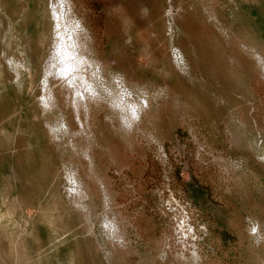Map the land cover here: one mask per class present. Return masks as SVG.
<instances>
[{
  "label": "rangeland",
  "instance_id": "374dc122",
  "mask_svg": "<svg viewBox=\"0 0 264 264\" xmlns=\"http://www.w3.org/2000/svg\"><path fill=\"white\" fill-rule=\"evenodd\" d=\"M71 5L83 109L39 99L64 0H0L6 264H264V0Z\"/></svg>",
  "mask_w": 264,
  "mask_h": 264
},
{
  "label": "bare ground",
  "instance_id": "6f19581e",
  "mask_svg": "<svg viewBox=\"0 0 264 264\" xmlns=\"http://www.w3.org/2000/svg\"><path fill=\"white\" fill-rule=\"evenodd\" d=\"M64 2L66 4L67 9H65L66 7H63L64 9L61 8L60 11H59L58 7H56V8L53 7V9H51V18L56 21V26H57L56 28L58 29V30L56 29L57 32L55 33L57 36V40H56V43L54 44V49H53L51 55L48 57V59L44 63V71H45V77L44 78H45V80L43 81V85L40 87L41 92L39 91V93H40L39 99H40V103H43L46 107H48V106L50 107L51 103L52 104L56 103L57 95L54 96L51 87L54 86L55 84L57 85V83H58V84H60L59 87L62 88L61 91L63 93H66L65 96L66 95H70V96L73 95L74 106L77 107V105H79V107H81V108L82 107L87 108V105L90 104V102L92 103V101H90V102L88 101L89 102L88 103L87 99H91V100L95 99V97L93 95H91V93L95 89V88L92 89L93 84H95V83H93L94 81L91 82V80L88 78V76L91 77L90 74L88 73L89 69H91V66H89L90 63H88V61H86V58L88 59V57H85V56L89 55L88 52L90 53V50L93 47L94 38H93L92 33L83 25V23L81 21H78L77 18L74 17L75 15H73V7L71 5V0H64ZM62 12L65 15L63 18L64 22H63V24H60L61 21H60L59 17L62 16L61 15ZM258 61L261 64L262 59L258 57ZM93 64H91V65H93ZM97 64H95L93 66L94 69H97ZM95 66H96V68H95ZM92 73H91V75H92ZM92 80H94V79H92ZM126 95H127V93H126ZM111 96H112V94H111ZM120 96H122V95H120ZM98 97H99V95H98ZM71 98L72 97H70V99ZM96 98H97V96H96ZM65 100H66V98H65ZM73 101H71V102H73ZM71 102L69 105H71ZM108 102H110V101L108 100ZM114 104H115V102H114ZM131 106H132V104H131ZM118 107H119V105H118ZM118 107L114 106L115 109H117ZM129 109H132V108H129ZM132 110L133 111L135 110V106H134V109H132ZM141 110H142V107L141 108L138 107L137 110L134 111L133 118L137 117ZM75 111L77 114L78 110H74V112ZM80 111L82 112L83 110H80ZM133 111H131V112L133 113ZM72 112H73V110H72ZM85 114H86V111H85ZM125 114H127V113H125ZM80 116H81V114H80ZM123 116H124V114H123ZM133 118L129 119L127 117V120L131 124H133L134 121L132 122V120H131ZM1 250L3 251V249H1ZM3 257L4 256H2V254H0L1 263L6 264Z\"/></svg>",
  "mask_w": 264,
  "mask_h": 264
}]
</instances>
